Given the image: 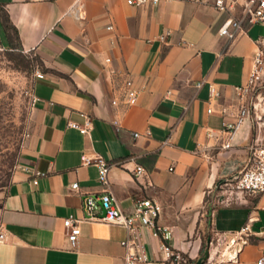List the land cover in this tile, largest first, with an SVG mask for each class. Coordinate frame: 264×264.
Returning a JSON list of instances; mask_svg holds the SVG:
<instances>
[{"label":"crops","instance_id":"1","mask_svg":"<svg viewBox=\"0 0 264 264\" xmlns=\"http://www.w3.org/2000/svg\"><path fill=\"white\" fill-rule=\"evenodd\" d=\"M73 2L0 0V44L34 52L43 74L33 85L35 131L0 190V264H124L127 230L84 213L85 197L103 194L125 213L141 199L162 206L166 238L141 230L147 260L139 264H170L163 246L199 263L207 255L206 231L228 244L235 238L229 250L238 251L237 259L219 264H257L264 257V193L230 192L224 183L264 145L250 112L239 122L240 89L256 54H264V22L244 20L230 41L219 33L229 13L212 2L132 7L83 0L82 18L68 14ZM236 16L243 18L240 8ZM125 78L139 91L138 102L127 106L120 98L115 106L113 90ZM87 120L86 135L71 126ZM97 157L110 165L106 186L98 167L84 164ZM137 166L145 169L140 178ZM96 215L102 217L100 206ZM70 216L82 220L75 248L63 226ZM245 226L247 243L238 235Z\"/></svg>","mask_w":264,"mask_h":264},{"label":"built area","instance_id":"2","mask_svg":"<svg viewBox=\"0 0 264 264\" xmlns=\"http://www.w3.org/2000/svg\"><path fill=\"white\" fill-rule=\"evenodd\" d=\"M126 4L132 7H157L162 2L167 1H181L192 2L196 4H204L212 2L214 7L219 12L229 13L222 24L219 33L222 37H226L230 41H234L238 35L243 31V22L246 20L249 25L264 22V0H125ZM83 0H74L68 14L74 13L78 18H82ZM241 9L242 17L236 16L237 9ZM112 27H109L111 29ZM263 52L259 51L254 59V67L251 72L248 84H253L261 75L264 74V60ZM110 62V59H107ZM38 78H43V74H39ZM241 94L247 92V87L240 89ZM115 94L111 100L113 105L119 104V99L122 98L127 106H134L138 102L139 91L135 88L133 80L125 78L121 85L113 90ZM211 95L217 96L213 88H211ZM36 104V100L34 98ZM249 113V107H242L239 122L243 120ZM71 126L79 130L82 134H88L91 129V122L86 121L84 125L72 123ZM231 128V126H228ZM135 137L139 135L135 133ZM232 137V136H231ZM230 147L226 144L224 148ZM251 164L246 167L234 181L226 182L224 186L230 187L232 191L248 195H258L264 193V145L253 150ZM84 164H94L99 169V179L102 185H108V171L110 165L102 158L95 159L84 158ZM137 178L145 174V169L142 166H137L133 171ZM37 183V182H36ZM73 191H78L77 183L71 186ZM101 203L102 207L107 211L105 216L97 217L96 210ZM84 213L87 219H97L108 224L119 225L124 227L130 239L123 242L122 245L126 248L124 264H139L147 260L144 246L140 242V232L143 229H151L155 235H160L166 238L167 229L160 224V217L162 213V206L157 201L152 199H141L134 203L133 211L125 213L122 211L116 198L112 194L90 195L84 199ZM82 220L73 216L67 217L63 220V226L67 234L70 245L75 248L78 239L81 235L80 224ZM240 240L247 243L250 228L245 226L239 233ZM223 235L212 232L210 237L207 255L202 258L199 263L194 262L193 259L185 255L180 250H172L167 246H163L167 259L170 264H219L228 260H235L238 256L237 252H230V248L235 243V238L230 241L231 244L224 243ZM245 238V240H243ZM6 240V235L0 232V247ZM257 264H264V257L258 259Z\"/></svg>","mask_w":264,"mask_h":264},{"label":"rangeland","instance_id":"3","mask_svg":"<svg viewBox=\"0 0 264 264\" xmlns=\"http://www.w3.org/2000/svg\"><path fill=\"white\" fill-rule=\"evenodd\" d=\"M41 71L42 62L34 52L9 50L0 44V190L8 186L20 167L26 144L35 131L33 85ZM239 103L249 107L254 127L264 135V74L247 85ZM210 237L212 232L206 231L205 248Z\"/></svg>","mask_w":264,"mask_h":264},{"label":"trees","instance_id":"4","mask_svg":"<svg viewBox=\"0 0 264 264\" xmlns=\"http://www.w3.org/2000/svg\"><path fill=\"white\" fill-rule=\"evenodd\" d=\"M3 18H4V25H5V27L7 28L8 27V18H6V16L5 15H3ZM13 50H15V49H17V47H13L12 48Z\"/></svg>","mask_w":264,"mask_h":264},{"label":"water","instance_id":"5","mask_svg":"<svg viewBox=\"0 0 264 264\" xmlns=\"http://www.w3.org/2000/svg\"><path fill=\"white\" fill-rule=\"evenodd\" d=\"M99 206H100V209H101L102 216H105L107 211L102 207L101 203L99 204Z\"/></svg>","mask_w":264,"mask_h":264}]
</instances>
